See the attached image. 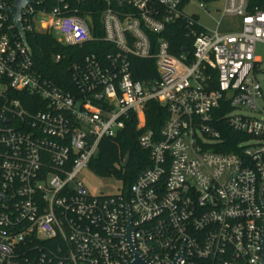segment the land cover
<instances>
[{
	"label": "built area",
	"instance_id": "1",
	"mask_svg": "<svg viewBox=\"0 0 264 264\" xmlns=\"http://www.w3.org/2000/svg\"><path fill=\"white\" fill-rule=\"evenodd\" d=\"M186 1L29 0L24 34L98 43L71 62L64 88L34 68L12 0H0V264H130L127 233L146 264L260 262L264 88L254 46L264 43V5L223 0L207 29ZM226 17L237 24L222 27ZM179 26L189 49L173 53L165 32ZM132 57L151 59L155 76L133 79ZM148 101L166 110L157 132L144 126ZM130 119L148 165L125 189L89 193L81 172L100 138ZM220 124L243 135L230 151Z\"/></svg>",
	"mask_w": 264,
	"mask_h": 264
},
{
	"label": "trees",
	"instance_id": "2",
	"mask_svg": "<svg viewBox=\"0 0 264 264\" xmlns=\"http://www.w3.org/2000/svg\"><path fill=\"white\" fill-rule=\"evenodd\" d=\"M198 1L209 3L215 0ZM250 5L263 7L264 0H250ZM76 13L78 14V10ZM92 21L95 28L91 29V33L96 35L99 33L97 17L92 16ZM165 37L169 40L173 53H178L181 46L189 49V38L184 35L180 26L174 28L173 32H165ZM25 39L31 50L34 68L42 76L64 88L69 87L68 67L71 62L78 61L84 53L94 51V45L98 44L94 41H87L81 46L62 45L49 32L35 30L26 31ZM57 54L60 58L55 60L54 57ZM130 60L133 79L140 80L155 76V68L151 59L132 57ZM165 117L166 110L163 106L153 101L146 103L144 109L145 129L157 132ZM218 127L221 130L222 150H232L235 142L243 139L241 133L231 130L225 124H220ZM137 134L135 120H127L115 136L100 138L96 152L89 160L87 167L99 177L119 179L122 183V189H125L149 163L147 151L137 143ZM126 154L127 160L123 164Z\"/></svg>",
	"mask_w": 264,
	"mask_h": 264
},
{
	"label": "rangeland",
	"instance_id": "3",
	"mask_svg": "<svg viewBox=\"0 0 264 264\" xmlns=\"http://www.w3.org/2000/svg\"><path fill=\"white\" fill-rule=\"evenodd\" d=\"M198 3V0H187L184 6V10L188 13L194 14L201 26L207 29H212L215 25L216 20H218L219 18V15L215 11V9L220 8L223 5V0H215L206 3L205 6L209 9L208 13L202 12L201 9H199L197 6ZM236 24V18L226 17L221 21L222 27H233ZM254 53L260 58L258 67L260 72L258 71V73L256 74V78L261 87L264 88V81L262 78V72L264 71V43H255ZM80 177L82 179L84 187L91 194L116 193L122 186V183L119 179L115 177H99L94 174L89 168L84 169L81 172Z\"/></svg>",
	"mask_w": 264,
	"mask_h": 264
},
{
	"label": "water",
	"instance_id": "4",
	"mask_svg": "<svg viewBox=\"0 0 264 264\" xmlns=\"http://www.w3.org/2000/svg\"><path fill=\"white\" fill-rule=\"evenodd\" d=\"M28 2H29V0H12V5L7 9V11L10 14L12 24L16 28V31H17L21 41L27 47V49L30 50L29 46L26 43L25 34L21 28V24H20V20H19L20 9ZM182 51H185V49H183ZM126 159H127V154L125 155V158L123 160V164L125 163ZM262 225H263L262 226V256H261L260 262L258 264H264V221H263ZM127 232H129L128 227H127ZM125 238H126L127 242L129 243V247H130L131 252H132V260H131L130 264H146L144 259H142L140 257V255L133 249V246H132V243L129 239L128 233L126 234Z\"/></svg>",
	"mask_w": 264,
	"mask_h": 264
}]
</instances>
